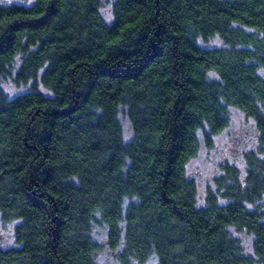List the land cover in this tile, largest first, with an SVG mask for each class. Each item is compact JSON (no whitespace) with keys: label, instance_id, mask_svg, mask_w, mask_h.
Returning <instances> with one entry per match:
<instances>
[{"label":"trees","instance_id":"trees-1","mask_svg":"<svg viewBox=\"0 0 264 264\" xmlns=\"http://www.w3.org/2000/svg\"><path fill=\"white\" fill-rule=\"evenodd\" d=\"M20 1L0 0V78L19 59L31 84L0 87V264H100L96 228L119 264H264V0H113L109 22L103 0ZM231 109L256 146L199 206L187 165Z\"/></svg>","mask_w":264,"mask_h":264},{"label":"rangeland","instance_id":"rangeland-1","mask_svg":"<svg viewBox=\"0 0 264 264\" xmlns=\"http://www.w3.org/2000/svg\"><path fill=\"white\" fill-rule=\"evenodd\" d=\"M1 2L3 4L22 3L20 0H1ZM113 2V0H103L102 2L101 12L108 22L112 18L111 8ZM202 46L207 48L221 47L222 43L218 38H214L207 44H202ZM19 65L20 60L17 59L13 68H11V75L4 79L0 78V87L9 98L26 93L31 87V84L17 86L13 82L15 72ZM38 88L44 94L48 95L41 85ZM229 114V127L213 139L211 148H207L201 142L198 155L187 165V174L197 186V203L199 206H205L209 192L215 193L217 191L216 181L223 174L222 167L225 165L235 166L243 174L245 172L243 155L253 150L256 146L257 132L253 121L246 118L236 109H231ZM119 119L122 125L124 139L126 142H129L133 137V133L128 118L123 111L120 112ZM261 206V209L264 210V200L261 202ZM14 228V223L4 222L0 218V247L6 248L14 246ZM232 235L238 239L244 253L248 256H253V237L244 232L235 231H232ZM94 238L102 249L101 253L97 255V261L100 264H119L117 260L119 250H111L108 248L106 243V230L96 228L94 230ZM144 264H157V259L152 257Z\"/></svg>","mask_w":264,"mask_h":264}]
</instances>
